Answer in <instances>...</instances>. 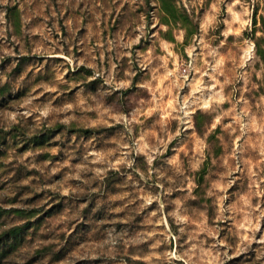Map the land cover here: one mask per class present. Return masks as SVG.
<instances>
[{
	"label": "rangeland",
	"instance_id": "374dc122",
	"mask_svg": "<svg viewBox=\"0 0 264 264\" xmlns=\"http://www.w3.org/2000/svg\"><path fill=\"white\" fill-rule=\"evenodd\" d=\"M0 264H264V0H0Z\"/></svg>",
	"mask_w": 264,
	"mask_h": 264
}]
</instances>
